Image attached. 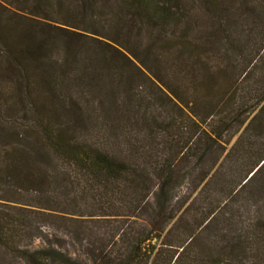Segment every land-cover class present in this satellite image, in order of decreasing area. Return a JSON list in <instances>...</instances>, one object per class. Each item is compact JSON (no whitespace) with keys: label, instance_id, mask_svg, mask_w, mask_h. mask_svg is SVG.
I'll list each match as a JSON object with an SVG mask.
<instances>
[{"label":"trees","instance_id":"obj_1","mask_svg":"<svg viewBox=\"0 0 264 264\" xmlns=\"http://www.w3.org/2000/svg\"><path fill=\"white\" fill-rule=\"evenodd\" d=\"M193 1L0 0V264H264V0Z\"/></svg>","mask_w":264,"mask_h":264},{"label":"rangeland","instance_id":"obj_2","mask_svg":"<svg viewBox=\"0 0 264 264\" xmlns=\"http://www.w3.org/2000/svg\"><path fill=\"white\" fill-rule=\"evenodd\" d=\"M228 2L232 1V0H227ZM239 0H236V2ZM183 3L193 9L194 13L197 14L196 16L198 17L200 23L199 26H197L195 24V28L190 32V34L192 36L198 34L199 32H202L206 29H210L212 26V18L210 16H208V14L206 13V10H203V6L200 3H196L193 0H183ZM196 4V5H195ZM240 24L246 25V22L240 19ZM248 25V24H247ZM264 28V27H263ZM240 31L239 26H235V31L233 32L234 34L238 35ZM262 43V42H261ZM254 47V52L252 57H254V55H256V53L258 52V50L260 49V43L256 44ZM216 61H218V59H216ZM212 63L213 66H220L221 65V61L220 62H216ZM240 64V63H238ZM238 68L242 69V66H237ZM181 78V77H180ZM182 79V78H181ZM186 80V79H185ZM234 141V139H233ZM252 201V200H251ZM254 204V210H258V213L262 212V210L258 209V207H263L262 205L264 204V194L261 195L260 197L257 198V202H253ZM252 214V212H248L247 209H243L240 212V217L242 220H245L246 218L248 219V216H250ZM229 216H226V214L222 215V217H220L217 221L212 222V228L213 230H220L222 232V236L218 237L217 239L213 240L211 239V237H209V233L207 230L203 229V227L198 228L193 236V244L192 246H190V248L187 250L185 255H189V256H195V255H201L204 256L206 258H209V255L212 254H217V252L220 254L222 252L225 253V250L228 249L229 244L231 242L228 232L230 230L229 227H227L226 225V220L228 219ZM119 220H109V222H102L101 224H89L87 227L89 229V234L93 233V232H103L106 231L110 228L111 225H118ZM120 224H124L125 226H130L132 228L135 229V232H140V228L137 224L131 223L129 222H125L122 221L120 222ZM75 226H73L72 224L67 222V232L71 231L72 229H74ZM49 229L46 230V232H48ZM236 232H239L238 230H235ZM48 234L52 235V230H50L48 232ZM228 236V237H226ZM70 242H74V241H70ZM69 241L67 242V252L70 254H73L75 257L85 261V262H89V254L88 251L86 249V247L83 246H79L78 243H75L72 245V243H70ZM76 242V241H75ZM115 250H117V247L115 248ZM165 252V251H164ZM163 253V252H162ZM235 255H233V257H226V259H230V258H234ZM264 259V252H262L261 254L256 253L255 251L253 253H249L246 255V260L251 261V260H255V259ZM233 261H236L235 259H233ZM154 264H166V261L162 260H158L156 261Z\"/></svg>","mask_w":264,"mask_h":264}]
</instances>
